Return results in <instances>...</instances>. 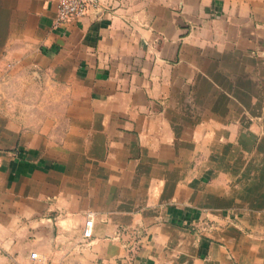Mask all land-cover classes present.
<instances>
[{"label": "crops", "instance_id": "0c3cea01", "mask_svg": "<svg viewBox=\"0 0 264 264\" xmlns=\"http://www.w3.org/2000/svg\"><path fill=\"white\" fill-rule=\"evenodd\" d=\"M58 1L0 0V264H264V0Z\"/></svg>", "mask_w": 264, "mask_h": 264}, {"label": "built area", "instance_id": "2783aa9c", "mask_svg": "<svg viewBox=\"0 0 264 264\" xmlns=\"http://www.w3.org/2000/svg\"><path fill=\"white\" fill-rule=\"evenodd\" d=\"M101 0H59L56 8V15L53 24L55 26L62 22L78 19L87 16L91 13H98V8ZM94 218L93 212L86 214V220L83 228V237L91 236V227ZM36 253L30 254L31 258H36Z\"/></svg>", "mask_w": 264, "mask_h": 264}]
</instances>
